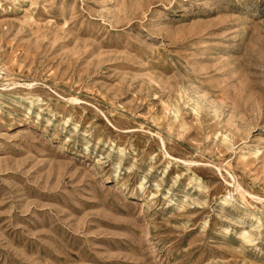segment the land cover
Returning <instances> with one entry per match:
<instances>
[{
	"label": "rangeland",
	"instance_id": "1",
	"mask_svg": "<svg viewBox=\"0 0 264 264\" xmlns=\"http://www.w3.org/2000/svg\"><path fill=\"white\" fill-rule=\"evenodd\" d=\"M0 264H264V0H0Z\"/></svg>",
	"mask_w": 264,
	"mask_h": 264
}]
</instances>
